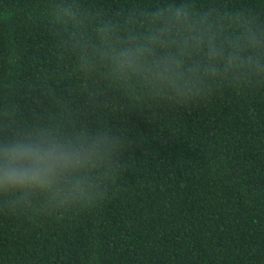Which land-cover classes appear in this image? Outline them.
<instances>
[{
  "label": "clouds",
  "instance_id": "9594fccd",
  "mask_svg": "<svg viewBox=\"0 0 264 264\" xmlns=\"http://www.w3.org/2000/svg\"><path fill=\"white\" fill-rule=\"evenodd\" d=\"M13 14L0 8L5 20ZM34 14L64 71L20 78L19 54L0 51V203L9 213L111 199L133 152L130 112L153 121L226 92L264 95V0H44Z\"/></svg>",
  "mask_w": 264,
  "mask_h": 264
},
{
  "label": "trees",
  "instance_id": "16d2710c",
  "mask_svg": "<svg viewBox=\"0 0 264 264\" xmlns=\"http://www.w3.org/2000/svg\"><path fill=\"white\" fill-rule=\"evenodd\" d=\"M43 2L0 0L14 13L0 51L19 54L20 78L64 71L34 14ZM147 116L126 115L133 152L99 208L31 217L0 203V264H264V95Z\"/></svg>",
  "mask_w": 264,
  "mask_h": 264
}]
</instances>
